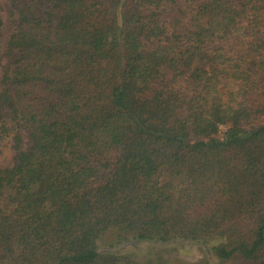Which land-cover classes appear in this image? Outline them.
Masks as SVG:
<instances>
[{
  "label": "trees",
  "instance_id": "obj_1",
  "mask_svg": "<svg viewBox=\"0 0 264 264\" xmlns=\"http://www.w3.org/2000/svg\"><path fill=\"white\" fill-rule=\"evenodd\" d=\"M5 1L0 264H264V0Z\"/></svg>",
  "mask_w": 264,
  "mask_h": 264
},
{
  "label": "rangeland",
  "instance_id": "obj_2",
  "mask_svg": "<svg viewBox=\"0 0 264 264\" xmlns=\"http://www.w3.org/2000/svg\"><path fill=\"white\" fill-rule=\"evenodd\" d=\"M0 17L3 20V32L1 45L5 49L9 36L12 33L13 10L5 0H0ZM1 81V71H0ZM222 132L224 129H221ZM27 140L24 139V145ZM17 159V153L12 148V141L6 140L0 145V168H10ZM229 232H222L211 240V245L228 240ZM100 253H113L119 256H127L137 262H145L150 258H154L156 253H161L171 264H220L208 251V247L202 246L200 243L191 241H175L168 244L156 245L153 243H142L137 241H127L123 244L116 245L109 239L99 243Z\"/></svg>",
  "mask_w": 264,
  "mask_h": 264
}]
</instances>
